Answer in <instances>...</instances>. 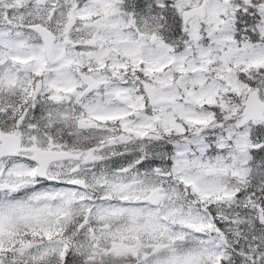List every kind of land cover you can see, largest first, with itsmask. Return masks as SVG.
Returning a JSON list of instances; mask_svg holds the SVG:
<instances>
[{"label": "snow or ice", "instance_id": "1", "mask_svg": "<svg viewBox=\"0 0 264 264\" xmlns=\"http://www.w3.org/2000/svg\"><path fill=\"white\" fill-rule=\"evenodd\" d=\"M0 264H264V0H0Z\"/></svg>", "mask_w": 264, "mask_h": 264}]
</instances>
